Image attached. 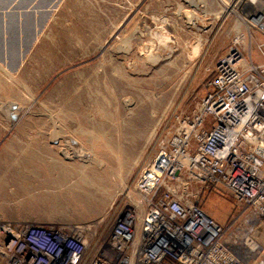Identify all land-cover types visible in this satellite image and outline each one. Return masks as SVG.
<instances>
[{
    "label": "rangeland",
    "instance_id": "rangeland-1",
    "mask_svg": "<svg viewBox=\"0 0 264 264\" xmlns=\"http://www.w3.org/2000/svg\"><path fill=\"white\" fill-rule=\"evenodd\" d=\"M236 1L56 0L21 30L12 18L0 47V221L87 225L106 239L118 213L141 215L136 178L188 130L218 57L237 42L264 61ZM190 188L227 235L242 234L250 217L225 186Z\"/></svg>",
    "mask_w": 264,
    "mask_h": 264
},
{
    "label": "built area",
    "instance_id": "built-area-1",
    "mask_svg": "<svg viewBox=\"0 0 264 264\" xmlns=\"http://www.w3.org/2000/svg\"><path fill=\"white\" fill-rule=\"evenodd\" d=\"M242 3L264 57V0ZM193 181L233 194L250 217L240 236L188 203ZM134 188L144 212L118 213L106 239L87 225L0 221V264H248L240 242L254 243L264 219V61L237 42L219 56L188 130L160 149Z\"/></svg>",
    "mask_w": 264,
    "mask_h": 264
},
{
    "label": "water",
    "instance_id": "water-1",
    "mask_svg": "<svg viewBox=\"0 0 264 264\" xmlns=\"http://www.w3.org/2000/svg\"><path fill=\"white\" fill-rule=\"evenodd\" d=\"M3 1L6 0H0V22L2 28L0 30V47L3 52L8 50L10 47L9 41L11 34L9 32L10 27L8 26V23L12 18L16 19V23L18 24L17 27L21 30L26 23L25 20L34 17V12H39L41 9L52 7L56 3V0H9L10 4L8 6H1V2ZM34 39L35 32L33 33L31 42ZM19 53L24 54V50H20Z\"/></svg>",
    "mask_w": 264,
    "mask_h": 264
},
{
    "label": "crops",
    "instance_id": "crops-1",
    "mask_svg": "<svg viewBox=\"0 0 264 264\" xmlns=\"http://www.w3.org/2000/svg\"><path fill=\"white\" fill-rule=\"evenodd\" d=\"M254 243L251 245L241 240L240 246L245 250L248 264H264V219L256 225L253 233Z\"/></svg>",
    "mask_w": 264,
    "mask_h": 264
},
{
    "label": "bare ground",
    "instance_id": "bare-ground-1",
    "mask_svg": "<svg viewBox=\"0 0 264 264\" xmlns=\"http://www.w3.org/2000/svg\"><path fill=\"white\" fill-rule=\"evenodd\" d=\"M223 1V0H222ZM240 0H237L236 1V3H238ZM225 2V1H224ZM233 5L234 4H227L226 6H225V8H231V7H233ZM241 23H244V25L247 27V29H249V22H247L243 17H239V18H237V20H236V24H237V26H240L241 25ZM239 41L241 42V45L244 47V49L247 51V52H249V50H250V39H251V37H250V39L248 38V36H246L245 34H239ZM250 53V52H249ZM248 53V54H249ZM185 198H186V200L188 201V203H191L192 202V199H193V196H192V191H191V188L190 187H188L186 190H185ZM249 245H251V243L249 244Z\"/></svg>",
    "mask_w": 264,
    "mask_h": 264
}]
</instances>
